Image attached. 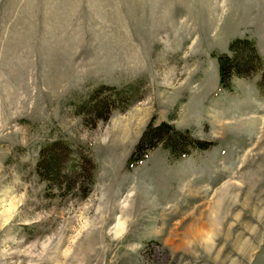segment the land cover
<instances>
[{
	"label": "rangeland",
	"instance_id": "1",
	"mask_svg": "<svg viewBox=\"0 0 264 264\" xmlns=\"http://www.w3.org/2000/svg\"><path fill=\"white\" fill-rule=\"evenodd\" d=\"M151 119L209 145L129 166ZM0 264H264V0H0Z\"/></svg>",
	"mask_w": 264,
	"mask_h": 264
},
{
	"label": "trees",
	"instance_id": "2",
	"mask_svg": "<svg viewBox=\"0 0 264 264\" xmlns=\"http://www.w3.org/2000/svg\"><path fill=\"white\" fill-rule=\"evenodd\" d=\"M253 44L254 43L249 42L246 38L236 39L229 44L231 55H228L227 53L217 55L218 81L221 87L229 88L231 85L230 77L232 75H240L243 71L242 67L244 64L250 63L251 61L257 63L258 57L254 55ZM102 89L115 90L114 87L104 84L101 86V90ZM115 92L116 90L111 91L113 94H115ZM88 97L89 100H91V105L97 115L99 114L102 116L103 113L107 111L109 112V107L113 108L117 105L112 99L106 100L97 95L94 97L92 94ZM152 121L153 120L151 119V121L148 122L134 147L127 162L129 166H132L143 159L148 151L153 149L158 142H161L164 147L168 148L169 152L174 157L186 155L191 149H202L209 145L206 141L189 137L186 132L175 130L173 126L166 123V121H161L155 124L153 123L154 121ZM63 150V144H60L57 140L40 148L36 168L41 175H45L46 177L47 175L52 174L56 169L62 167L59 164V155ZM66 171H69L73 176L75 172L77 173V168L75 165L72 166L69 164L67 165Z\"/></svg>",
	"mask_w": 264,
	"mask_h": 264
}]
</instances>
